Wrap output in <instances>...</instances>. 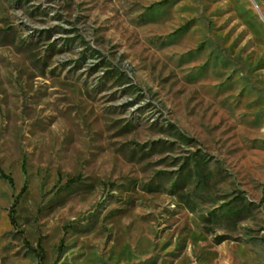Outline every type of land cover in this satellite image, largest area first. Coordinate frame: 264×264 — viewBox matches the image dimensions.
<instances>
[{
	"label": "rangeland",
	"instance_id": "1",
	"mask_svg": "<svg viewBox=\"0 0 264 264\" xmlns=\"http://www.w3.org/2000/svg\"><path fill=\"white\" fill-rule=\"evenodd\" d=\"M0 264H264V0H0Z\"/></svg>",
	"mask_w": 264,
	"mask_h": 264
},
{
	"label": "trees",
	"instance_id": "2",
	"mask_svg": "<svg viewBox=\"0 0 264 264\" xmlns=\"http://www.w3.org/2000/svg\"><path fill=\"white\" fill-rule=\"evenodd\" d=\"M6 176V175H4ZM10 180V182H12V179L10 177H6ZM24 189H22V191L20 192V194L23 192ZM11 221L14 223L15 222V218L11 215Z\"/></svg>",
	"mask_w": 264,
	"mask_h": 264
}]
</instances>
